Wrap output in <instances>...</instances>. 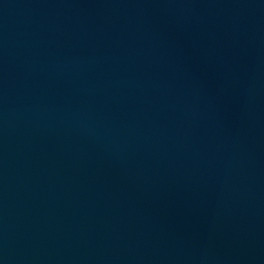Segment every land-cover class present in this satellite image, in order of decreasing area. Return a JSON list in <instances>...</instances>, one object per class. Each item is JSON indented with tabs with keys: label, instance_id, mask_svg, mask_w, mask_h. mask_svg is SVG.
<instances>
[{
	"label": "water",
	"instance_id": "95a60500",
	"mask_svg": "<svg viewBox=\"0 0 264 264\" xmlns=\"http://www.w3.org/2000/svg\"><path fill=\"white\" fill-rule=\"evenodd\" d=\"M0 264H264V0H0Z\"/></svg>",
	"mask_w": 264,
	"mask_h": 264
}]
</instances>
